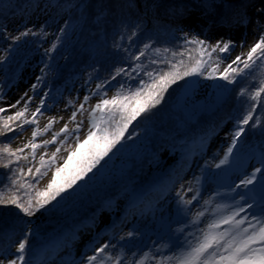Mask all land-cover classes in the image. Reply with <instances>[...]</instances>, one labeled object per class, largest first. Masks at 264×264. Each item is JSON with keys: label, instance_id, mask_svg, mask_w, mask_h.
<instances>
[{"label": "snow or ice", "instance_id": "obj_1", "mask_svg": "<svg viewBox=\"0 0 264 264\" xmlns=\"http://www.w3.org/2000/svg\"><path fill=\"white\" fill-rule=\"evenodd\" d=\"M216 3L225 11L213 21L217 29L224 30L217 33L219 38L215 43H210V37L201 38L200 34L191 29L184 30L182 21L188 15L185 5H172L167 9L166 14L176 21L175 27L164 24L155 14L159 5L148 4L147 0L143 5V12L136 9L135 0H116L112 5H97L96 23H103L109 15L119 17L122 29H130L129 41H134L138 34L145 33L148 36L147 42L142 44L137 53L124 58L131 63L116 67L106 79L97 78L94 88L78 103L75 99L65 101V109L72 110L68 121L58 131H53L54 124L59 123L63 117H49L43 128L39 126L40 117L51 111L57 103L53 98V103L49 104L48 97L51 93L41 90L40 87L46 78L49 65L41 68L42 75L37 76L36 82L31 84L29 91L33 95L24 92L14 103L0 107V137L8 141L0 144V169L6 170L4 178L7 180L6 192L0 191V205H14L24 216L32 217L42 209L46 210L53 202L59 203L58 198L62 199L63 194L74 190L79 182L85 181L89 173H93L110 153L123 146L125 140H132L136 135L134 130L130 131L134 122L154 114L153 110L162 104L171 86L186 77L204 76L209 80L219 79L227 84H235L240 78L251 77L256 80L259 74L258 82L251 91L241 88L237 93L238 99L247 96L251 103L243 116L236 121L233 130L225 133L230 143L223 157L212 167L220 169L229 164L234 149L245 135V126L260 128L261 135L264 136V125L259 117H254L258 106L264 107V25L257 19L254 24L255 30L259 32L258 38L246 53L240 52L229 59L237 47L236 40L231 36L232 30H247L252 21L246 11L233 10L229 14L231 5L223 4L222 0H216ZM54 6L64 10L78 9L81 12L87 7L79 2ZM200 7L206 10L205 14H215L211 0H203ZM28 8L35 11L31 3ZM27 10L23 9L24 12ZM133 14L135 18L130 20ZM149 19L154 22L151 29L146 27ZM69 23L65 20V27L59 28V34L46 50L47 53L56 49L57 42L62 38L60 34L66 33ZM178 32L182 43H179L177 50L155 46L161 36L175 39ZM0 35L5 40L10 38L15 44L29 36L44 39L48 33L41 26L39 32L27 28L17 35L9 36L7 27L0 26ZM245 43L246 39H241L239 46L243 48ZM116 48H121V45L116 44ZM2 51L0 66L7 62L10 49L5 48ZM125 51L130 52L131 49ZM162 53H170V57L161 58ZM221 65H224L222 70ZM109 91L112 92L111 96L108 95ZM36 95H39V100L34 110H31ZM93 97L97 100L91 104L89 102ZM5 99L3 88H0V102ZM10 109L16 111L12 115H5ZM85 118L87 130L81 139L79 133L85 124ZM70 124L73 126L70 127ZM27 126H31V138L22 146L13 149L10 146L11 139L25 131ZM47 133L51 134L50 139L37 142L38 138ZM70 139L74 141V146L68 144ZM204 143L205 137H202L200 144ZM50 145H55L51 154L47 151L41 152L37 162L38 150H47ZM62 147L67 155L63 163L58 164ZM26 149L29 150L27 153ZM29 157L35 163L25 171L20 162H28ZM252 159L256 160L258 167H253L242 176L238 175L235 181L227 185L218 184L217 190L203 200L202 210L193 213L192 208L187 206L193 205V202L199 203L201 177L216 181L218 174L201 170V176H194L196 194L187 199L183 193H177L179 202L174 214L176 217L183 216V220H174L173 210L166 209L160 199L155 203L147 201L139 205L132 202L130 206L136 209L133 216L138 215L141 219L151 216L154 222L159 221L154 229L158 238L151 245L143 243L141 238L145 233L140 227H133L128 231H123L121 227L122 234L113 231L111 238L103 243H99L98 237H94L86 245L88 251L81 253L79 260L71 257L63 261V264H264V143L252 153ZM48 169H52L51 179L43 189L37 188ZM222 187H226V193L218 190ZM186 191L193 192L194 189L188 187ZM189 213H192L190 218ZM174 223H183L184 227L174 229ZM188 226L195 227V233H185ZM14 231L0 230V238L5 241V255L0 257V264H35L27 255L31 227L16 241L15 255L10 258L7 256L14 239ZM165 249L170 254H165Z\"/></svg>", "mask_w": 264, "mask_h": 264}, {"label": "trees", "instance_id": "obj_2", "mask_svg": "<svg viewBox=\"0 0 264 264\" xmlns=\"http://www.w3.org/2000/svg\"><path fill=\"white\" fill-rule=\"evenodd\" d=\"M34 1L37 0H16L5 12H0V23L6 21L10 16L19 14L23 8L22 4L28 5ZM246 1L251 0H222V3L232 6L229 10V14H231L233 10H242V4ZM48 2L52 15H50L52 18L50 17L49 24L60 15L70 22L66 33L60 34L62 38L57 42L56 49L51 53L40 52L41 60L38 63L39 72L36 77L42 75L41 68H45L46 65L50 66L46 69V78L40 86L41 90L51 93L48 97L49 104L53 103V98L58 100L64 93H68L72 85L84 77L88 81V85L94 88L95 83L98 82L97 78L106 79L116 67L131 63L124 58L137 53L142 44L147 42L148 36L145 33H140L134 38V41H129L130 29H122L119 17L109 15L103 23H96L97 5L101 3L112 5L116 0H48ZM67 2H79L87 7L81 12L78 9L64 10L62 7L54 6ZM145 2L146 0H135L136 9L143 12ZM211 2L215 14L212 12L205 14L206 10L200 7L203 0H147L148 4L159 5L155 9L156 16L164 24L172 27H175L176 21L166 14L168 7L172 5L187 6L185 11L188 15L182 23L186 22L192 13L209 20L213 25V21L225 9L217 4L216 0ZM151 15L150 12L149 17ZM134 18L133 14L129 19ZM153 23L149 19L146 27L151 29ZM48 25L46 28L49 27ZM153 39L157 40L156 37ZM40 43L41 39L38 38L30 43V56L33 55ZM179 43H182V40L177 35L175 39L161 36L155 46L177 50ZM116 44H120L121 48L117 49ZM128 48L131 49L130 52L125 51ZM164 56L170 57V53H162L161 58ZM5 74L4 83L1 85L3 91L11 85L14 79L13 73L6 72ZM36 77L32 79V83L36 82ZM90 77L91 79H89ZM187 78L171 86L169 92L165 94L162 104L153 110L154 114L147 119L134 122L130 131L134 130L136 135L132 140H125L122 147L118 146L119 150H114L109 154V157L101 162L102 166L98 165L97 169L93 170V174L97 178L105 170L118 172L117 179L109 176L104 182H100L95 190H88L85 196H80L77 205L73 208L64 211L51 222L48 221L46 226L51 227V230L47 234L38 232L36 229L31 231L28 237L29 251L27 255L29 259L34 260L35 264H45L52 257H57L58 263L63 264V261L69 260L71 257L77 258L78 249L74 244L83 243L85 235L91 231L96 220L102 214L111 211L122 200L127 203L130 198L131 204L133 196L139 192L148 194L153 192L154 197H157V194L164 196L168 191V186L185 168L190 156H195V160L206 159L205 161L209 164L207 160L209 156L203 152L207 141L221 127L222 123H227L229 132L233 130L236 121L243 116L251 103L247 100V96L238 99L237 93L241 88L251 91L258 82L259 74H257L256 80L251 77L240 78L237 83L228 84V90L225 89L228 97L224 104L209 112L202 111L196 115H190L177 105L178 92ZM30 95L33 93L30 92ZM108 95L111 96L112 92L109 91ZM35 97L39 98V95ZM93 98L97 100L96 97ZM254 117H259L261 124L264 125V107L258 106ZM245 128V135L234 149L229 164L213 170L214 173L221 172V174L227 175L226 182L236 180L238 175L242 176L243 173L250 172L253 167L259 166L256 160L252 159V153L264 143V136L261 135L260 128L252 129L249 126H245ZM11 136L10 133L9 137ZM202 137H205L204 145L200 144ZM4 142L8 141L4 137H0V144ZM5 171L0 169V191H6ZM87 180L88 178L85 181ZM138 198L139 196L136 199ZM60 200L61 198H58V201ZM155 200L152 198L148 201L155 203ZM56 203L53 202L47 209L55 206ZM46 210L42 209L41 211ZM40 212L32 217H26L14 205H0V230H15L14 239L7 252L9 258L15 255V243L22 237V233L27 231L28 227L34 228L33 220H39ZM4 243L5 241L0 238V257L5 255ZM44 249L47 251H43ZM87 251L88 249L85 252Z\"/></svg>", "mask_w": 264, "mask_h": 264}, {"label": "rangeland", "instance_id": "obj_3", "mask_svg": "<svg viewBox=\"0 0 264 264\" xmlns=\"http://www.w3.org/2000/svg\"><path fill=\"white\" fill-rule=\"evenodd\" d=\"M16 0H0V12H5L7 8L10 7V5H13ZM31 3V2H30ZM34 8L38 4L39 7H41L42 10H45L47 14H45V18H39V12L37 18H32L30 14L33 12L32 8H28V5L22 4L23 8L19 12V14H16L15 16H10L6 22L3 24L0 23V26H6L9 23L11 24V27H7L9 36L17 35L20 31H24L27 28H33L37 32L40 31L41 26H43L44 31L48 33L47 37L44 39H41V43L39 47L36 48L35 52L32 56H30V43L35 40L34 36H29L22 38L19 42L13 44L11 39L5 40L3 38V35H0V54H3V49L9 48V56L7 59V62L4 63L2 66H0V88L1 85L4 83V79L6 76V72L13 73L14 79L11 83L12 86H9L8 90L6 89L4 91L5 96L7 94L14 93L15 94V100L18 99L24 92H28L30 95V86L32 84V79H34L39 72L38 69V63L41 60L40 52L46 51L51 43L54 37L59 33V28L63 27L65 18L61 15L56 17L52 20V24L46 28L48 21L50 20L51 15V6L48 0H37L31 3ZM26 5V6H25ZM243 8H241L243 11H246L248 16L251 18L252 23H250L247 27V30L243 28L239 29H233L231 36L233 39L237 42V47L235 51L231 54L229 59L234 58L236 54L240 52H247L248 48L255 42V40L258 38L259 32L255 30V24L254 22L259 19L261 24L264 25V0H251L246 1L242 4ZM253 7V11L251 8ZM27 8V12H24L23 9ZM51 15V16H50ZM191 13L188 17V20L183 23L184 30L189 31L190 29L194 31L195 33H198L201 35V38H205V36L210 37V43H215V40L219 38V35L217 34V31L214 29L215 26L210 24L206 27L207 31L199 32V30L195 27H192L189 23L190 18L197 16H192ZM52 18V17H51ZM5 24V25H4ZM264 30V29H262ZM222 33V32H220ZM180 38V33L178 32L176 34ZM252 40L250 43L248 39ZM241 39H246V43L244 44V47L241 48L239 46V41ZM224 65H221V70ZM219 79H206L204 76H197V87L193 92L192 98L188 99L184 105L179 106L182 107L184 110H186L190 115H196L200 114L202 111L209 112L210 110L206 109L205 102L206 101H212L213 93H210L211 85ZM86 79L85 77L83 79H80L75 82V84L72 85V87L69 89L68 93H64L61 98L58 100L56 99V105L52 108L51 111L45 112L44 116L40 117L39 119V126L41 128L44 127V125L47 123L48 118L55 116L57 118L63 117L59 121V123H55L53 127V131H58L60 127L63 126V124L68 121V118L71 113V108L65 109V101L68 99H75L77 103L83 98V96L90 92L93 88L91 85L89 86L88 83H85ZM228 84L225 81L219 80V87L222 89L228 90ZM39 98L35 97L34 102L31 104V110H34L36 103H38ZM203 101V105L198 107L196 104L199 101ZM15 102V101H14ZM13 102V103H14ZM96 102V99L93 98L90 100L89 103L94 104ZM1 103V102H0ZM22 106V105H21ZM87 106V105H86ZM16 109H10L5 113V115H12ZM78 119H80L78 115ZM72 127L73 125H69ZM87 130V121L85 118V124L81 129V132L79 133L80 138H84V133ZM225 133H229V127L227 126V123H222L221 127L212 135L211 139L207 141L203 152H205L206 155H208V161L209 164L205 160H195V156H190L189 159H187L185 168L182 169V171L178 174L177 177L174 178L172 183L168 186V191L164 196H155L154 193H147V192H139L138 194H135L133 197L134 199L131 200L132 202H136L138 205L141 202H147L148 200L160 199L163 203V206L166 209H172L173 210V219H180L183 220V216L176 217L174 214V210L177 207V204L179 202L177 193H183L185 198L190 199L192 195L196 194V184L193 181L194 176H201V170L213 172L216 168L212 167L215 163L219 162V159L223 157L224 151L228 147L230 140L228 137L225 136ZM51 134L47 133L44 136L38 138L39 142L42 139H50ZM31 138V126H27L26 130L20 133L16 138L11 139L10 146L15 149L16 147L22 146L24 143L27 142L28 139ZM68 144H73L74 141L69 140ZM64 147H67L65 145ZM64 147H62L61 153L58 157V164L63 163L64 157L67 155L66 151H64ZM55 145H50L47 150L41 148L37 152V162L39 160V155L41 152L47 151V153L50 155L51 152L54 150ZM29 150L26 149L25 152L27 153ZM164 156V155H161ZM231 158V157H230ZM21 166L25 168V171H27V167L33 166L35 162L31 161V157H29V161H21ZM25 164V165H24ZM33 171H35V168L33 167ZM108 171V172H107ZM105 170L103 173L99 175V178L97 176H94L93 173H89V176L87 177L88 180L83 182H79V186H76L74 190H69L68 193L63 194V198L59 201V203H56L55 206L48 208L46 211H41L39 214V220H33V225L36 231L42 232L47 234L49 230H51V227L46 226L47 222H51L56 217H58L61 213H63L66 210H69L73 208V206L77 205L79 201L80 196H85L86 192L88 190H95L97 188V185H100V182H104L109 176L113 179H117L118 172H113L111 170ZM118 171V170H117ZM51 172L52 169L47 170V174L39 181V184L37 185V188H44L47 184L48 180L51 179ZM114 173V174H113ZM217 179L216 181H209L201 177V187H200V193H199V203L193 202V205L187 206L191 207L193 210V213L195 211L202 210L203 206V200L207 199L210 195L213 194L214 191L217 190L218 184H224L227 185L228 183H231L235 180H229L226 182V176L225 174H221V172L217 173ZM225 179V182L223 180ZM188 187H192L194 189L193 192H187L186 189ZM6 188V187H5ZM221 193H226L227 189L226 187H222L218 189ZM6 192V191H5ZM151 194V196H150ZM234 195V194H233ZM139 196L138 199H136ZM219 200V197L217 198ZM227 202V201H224ZM130 198L128 199V202H124L123 200L118 203L115 208H113L109 212H105L102 214L94 224V227L85 235V240L83 243H75L74 246L77 247V260L80 259L81 253L85 252L87 247V243L92 240L94 237H98V242L103 243L106 240L110 239L113 231H116L118 234H122L120 232L121 227L123 228V231H128L133 227H140L142 231L145 233V235L141 238L143 240L144 244L151 245V242L153 240H156L158 237L157 232L154 230L156 225L159 224V221H153L151 219V216L147 217L146 219H141L140 217L133 216L132 213L136 211V209H133L130 205ZM159 215V214H157ZM192 213H189V218L191 217ZM44 224V225H43ZM177 227H184V224H173V228ZM187 232H193L195 233V227L188 226L185 228V233ZM179 235V233H177ZM149 237L151 239H149ZM183 239V237H181ZM145 251L147 248L144 249ZM165 254L168 253V250H164ZM88 254H91V252H88ZM57 257H52L49 262H46L47 264H61L58 263ZM45 263V264H46Z\"/></svg>", "mask_w": 264, "mask_h": 264}, {"label": "water", "instance_id": "obj_4", "mask_svg": "<svg viewBox=\"0 0 264 264\" xmlns=\"http://www.w3.org/2000/svg\"><path fill=\"white\" fill-rule=\"evenodd\" d=\"M214 1V0H211ZM197 87V76L188 77L186 82L182 85L178 92L177 105L182 106L184 103L192 98L193 92ZM213 93L212 101L205 102V108L208 110H214L225 103L228 93L225 89L219 87V80H216L210 88L209 95ZM203 105V101H199L196 106L200 107Z\"/></svg>", "mask_w": 264, "mask_h": 264}, {"label": "bare ground", "instance_id": "obj_5", "mask_svg": "<svg viewBox=\"0 0 264 264\" xmlns=\"http://www.w3.org/2000/svg\"><path fill=\"white\" fill-rule=\"evenodd\" d=\"M251 10L252 11L254 10L253 7L251 8ZM38 12H39L40 18H42V17L45 18V14H47V13L45 12V10L41 9V10H37L36 13H34V15L32 16L31 20L33 18H35V19L37 18ZM194 15L197 16V18L196 17L190 18L189 23H190V25L192 27L197 28L199 30V32L207 31V29H206L207 26H209V28L211 27L209 20H205L200 15L198 16L196 14H193L192 16H194ZM3 23L4 22H1V24H3ZM11 24L12 23L7 24V27H11ZM48 24H49V21H48L47 25ZM51 24H52V22L48 26H50ZM211 25H212V23H211ZM214 29L217 31V33L218 32H224L223 29H217L216 27ZM248 41H249V43L252 41L250 39V37H249ZM6 89L8 90L9 88H6ZM14 101H15V94L14 93H11V94L9 93V94L6 95L5 101L0 103V107H7L8 105L13 103Z\"/></svg>", "mask_w": 264, "mask_h": 264}]
</instances>
